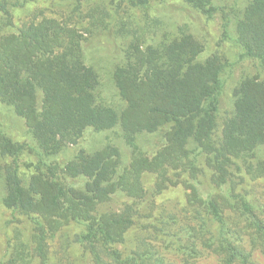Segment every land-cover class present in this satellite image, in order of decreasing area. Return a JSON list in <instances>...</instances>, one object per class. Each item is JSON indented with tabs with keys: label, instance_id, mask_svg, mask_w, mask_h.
<instances>
[{
	"label": "trees",
	"instance_id": "16d2710c",
	"mask_svg": "<svg viewBox=\"0 0 264 264\" xmlns=\"http://www.w3.org/2000/svg\"><path fill=\"white\" fill-rule=\"evenodd\" d=\"M184 1L208 16L215 11L210 0ZM9 15L8 2L0 1V28L11 25ZM160 22L145 20L133 32L120 28L125 31L123 61L113 80L125 103L121 111L98 98V73L85 61L83 33L42 19L0 37V102L24 121L35 142L30 149L38 156L36 171L23 184L17 162L23 144L0 131V158L12 159L0 162V207L30 225L24 238L23 229L15 227L0 264H33L35 258L48 264L46 237L69 223L82 226L75 242L91 264H166L159 256L119 248L134 223L133 204L119 211L101 206L120 195L140 201L146 194L144 175L164 177L172 170L188 174L189 201L205 210L204 225L218 224L213 238L226 264H252L241 235L264 241V204L250 191L237 190L231 175L244 170L264 177V162L253 161L264 145V81L241 79L233 111L217 137L226 64L216 54L199 60L203 44L185 26L159 33ZM235 39L264 69V0H248L236 20ZM115 127L131 149L128 166L120 168V150L110 143L95 150L79 147L63 164L47 161L78 145L87 129ZM160 130L163 145L152 155L143 153L137 137ZM202 165L211 173L205 184L199 180L205 176ZM226 209L236 215L241 230L227 219ZM183 235H175L176 241Z\"/></svg>",
	"mask_w": 264,
	"mask_h": 264
},
{
	"label": "rangeland",
	"instance_id": "374dc122",
	"mask_svg": "<svg viewBox=\"0 0 264 264\" xmlns=\"http://www.w3.org/2000/svg\"><path fill=\"white\" fill-rule=\"evenodd\" d=\"M8 2L11 25L0 28V37L16 32L20 27L39 22L42 19H55L64 26L83 33L85 61L98 73V98L117 111L125 106L113 80V73L123 61L125 31L137 29V23L158 18L159 33H173L179 26L203 44L199 60L210 55H218L226 67L221 73L222 90L219 95V112L216 136L220 137L224 121L234 108V90L242 78L256 76L264 81V69L258 61L244 54L235 39V23L246 7L248 0H210L215 11L208 16L184 0H150L147 4H138L135 0H0ZM108 28H105L108 26ZM105 25V26H104ZM0 131L23 144V150L17 156L19 174L23 184L36 171L38 156L30 149L35 142L27 131L24 121L7 105L0 102ZM120 128L96 132L87 129L78 145L69 146L59 154L47 159L63 164L70 160L79 147L95 150L110 143L120 150V168L128 166L131 149L120 137ZM164 143L163 130L154 133H141L137 137L139 149L152 155ZM12 161L11 158L0 162ZM254 162H264V145L255 153ZM203 166V165H202ZM204 175L199 180L206 183L211 173L203 166ZM231 175L237 190L250 191L264 204V177H254L244 170L232 171ZM188 174L181 171H169L164 177L157 174L143 176L146 194L140 201L117 196L101 206L102 210L119 211L126 203L133 204L134 223L126 233V240L119 248L124 252L139 251L146 257H161L166 264H226L225 255L216 247L218 224L204 225L208 217L205 210L189 201L190 189L186 186ZM160 185L161 188H158ZM2 185L0 182V194ZM134 202V203H133ZM225 216L238 228L235 214L226 209ZM264 218V216H263ZM12 220L10 224L6 221ZM210 220V219H209ZM241 226V227H240ZM23 229L21 237L27 235L30 225L21 215H12L0 207V262L4 260L9 240L13 241L14 229ZM82 226L69 223L57 231L48 234L46 246L48 264H91L87 251L75 242V235ZM241 230V229H240ZM184 233L181 240L175 235ZM183 238V239H182ZM250 235H241V244L249 252L252 264H264V241L255 240ZM253 242V243H252ZM178 244L183 245L182 248ZM190 249L185 250L184 246ZM35 258L33 264H39ZM230 264H241L238 260Z\"/></svg>",
	"mask_w": 264,
	"mask_h": 264
}]
</instances>
